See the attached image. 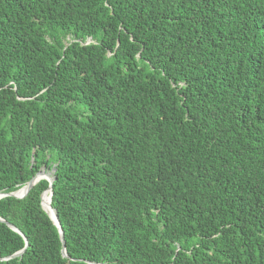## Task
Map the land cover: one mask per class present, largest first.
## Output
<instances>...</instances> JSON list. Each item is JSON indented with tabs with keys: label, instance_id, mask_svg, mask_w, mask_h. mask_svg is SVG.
I'll return each instance as SVG.
<instances>
[{
	"label": "trees",
	"instance_id": "obj_1",
	"mask_svg": "<svg viewBox=\"0 0 264 264\" xmlns=\"http://www.w3.org/2000/svg\"><path fill=\"white\" fill-rule=\"evenodd\" d=\"M42 171L68 257L43 178L0 264H264V0H0V193Z\"/></svg>",
	"mask_w": 264,
	"mask_h": 264
},
{
	"label": "water",
	"instance_id": "obj_2",
	"mask_svg": "<svg viewBox=\"0 0 264 264\" xmlns=\"http://www.w3.org/2000/svg\"><path fill=\"white\" fill-rule=\"evenodd\" d=\"M47 179L49 182H50V185L48 187V189L46 191H49L50 192V208H51V211L52 213H50L47 209L44 208L43 204H42V201H43V195H42V201H41V205H42V208L45 210V212L51 217V219L53 220V222L55 223V225L58 227L59 231H60V235H61V239H62V243H63V248H62V253L65 257H68V254H67V251H66V245H65V239H64V232H63V229H62V226H61V223H60V220H59V216H58V213H57V210L55 208L52 207L51 205V198H52V183H53V178L52 176L50 175V173H47V172H39L37 175H35V177H33L25 186H23L22 188L14 191V192H9V193H0V199L3 198V197H6V196H14V197H18V198H23L25 197L29 192L30 190L33 188V186L39 182V180L41 179ZM20 190H23V193L22 194H18V192ZM0 220L5 222L7 225H9L11 228L17 230L18 232H20L15 226H13L12 224H10L9 222L5 221L4 219H2L0 217ZM26 239V238H25ZM27 241V239H26ZM26 250V247L24 249H22L21 251L15 253L14 255L8 257V258H1L0 259H10V258H13V257H16V256H20L24 253V251Z\"/></svg>",
	"mask_w": 264,
	"mask_h": 264
},
{
	"label": "bare ground",
	"instance_id": "obj_3",
	"mask_svg": "<svg viewBox=\"0 0 264 264\" xmlns=\"http://www.w3.org/2000/svg\"><path fill=\"white\" fill-rule=\"evenodd\" d=\"M23 190H20L18 194H22ZM42 204L45 209H47L50 213H52L51 208H50V192L46 191L44 196H43V201Z\"/></svg>",
	"mask_w": 264,
	"mask_h": 264
}]
</instances>
